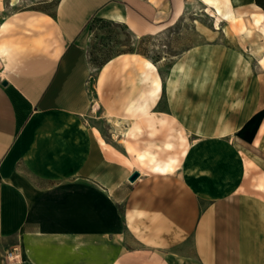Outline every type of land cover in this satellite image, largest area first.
Returning a JSON list of instances; mask_svg holds the SVG:
<instances>
[{
  "label": "crops",
  "instance_id": "0c3cea01",
  "mask_svg": "<svg viewBox=\"0 0 264 264\" xmlns=\"http://www.w3.org/2000/svg\"><path fill=\"white\" fill-rule=\"evenodd\" d=\"M233 1L220 0L214 29L191 14L204 41L226 33L216 28L221 22L239 25L240 16L264 25L254 0ZM189 2L56 0L50 9L37 4L0 16V264L13 245L21 264H264V194L243 183L249 159L237 142L242 132L252 137L247 130L197 128L179 160L161 156L169 144L155 156L141 151L137 137L145 122L164 135L167 127L157 123L173 119L166 97L175 85L161 67L123 52L89 80L94 17L135 37L154 36L184 20ZM7 3L0 0V13ZM204 44L174 65L179 81L207 58ZM235 57L227 63L233 69ZM255 61L264 74V50ZM209 80L208 69L194 78L200 87ZM260 85L256 100L264 103ZM97 107L114 141L93 125ZM238 115L237 122L245 118L243 105ZM134 170L140 174L131 182Z\"/></svg>",
  "mask_w": 264,
  "mask_h": 264
},
{
  "label": "rangeland",
  "instance_id": "374dc122",
  "mask_svg": "<svg viewBox=\"0 0 264 264\" xmlns=\"http://www.w3.org/2000/svg\"><path fill=\"white\" fill-rule=\"evenodd\" d=\"M10 1L12 5L7 3L3 6L4 8L2 7L1 17L37 4L50 9L56 0ZM201 1L204 3V0ZM201 1L190 0L186 8L187 17L177 23L172 30L154 36L135 37L130 34L125 25L110 19L91 21L87 30V53L92 68L89 80H92L96 69L92 62L94 58L102 61L121 52H137L149 57L161 67L167 85L169 81L175 85L171 93L167 90L166 97L171 104L174 116L171 122L166 119L157 123L158 126L161 125V128L167 127L164 135L150 132L153 126L151 122L142 124L141 133L137 137V142H140L142 147L141 151H150L158 156L157 153L161 152L159 150L163 145L165 147L169 144L171 149L166 152L163 150L164 154L162 153L161 156L166 155L167 158L172 157L174 160H179L190 140L191 133L197 128L203 129L207 134H214L219 129L228 128L233 133L236 129L247 130L251 138H242L243 132L238 140L239 136L232 137L236 138L249 159L243 183L248 189L264 194V190L256 188L264 186L261 184V180H264V103L256 100V96L260 93V83L264 82V74H258L260 68L255 61V56H260L264 50V25H248L247 17L240 16L237 18L240 24L236 27L222 22L217 25L221 27L219 28L221 32L222 29H226V36L222 33L213 38L209 36L210 40L204 41L193 25L191 14H195V17L199 16L200 23L212 29L215 28V24L210 17L213 11L206 6L207 11L205 12ZM239 11L241 15L245 12L250 13L248 9L241 8ZM246 24L247 29H245ZM201 43L208 45L207 58L195 60L189 77L179 81L180 73H172L175 71L174 65L187 59V49ZM234 57L236 63L232 64L235 66L233 69L227 63L229 59L234 60ZM224 61L226 64H223ZM219 63L221 67H218ZM247 63L250 69L245 68ZM205 69H208L210 80L201 87L197 86L194 78ZM89 91L91 94V88ZM167 99H165L166 102ZM166 102L162 107H166ZM242 105L246 108V116L237 122L236 118L239 116L238 112L242 110ZM92 116L93 125L98 127L105 139L114 141L116 138L109 132L104 118L100 117L98 107ZM245 120L247 121L246 128H240ZM185 125H188V128ZM186 130L189 132L188 136L185 133ZM126 137L129 140L134 138L132 134ZM126 137L122 141L126 140ZM141 158L143 159V156ZM147 165L142 164L141 167L145 169Z\"/></svg>",
  "mask_w": 264,
  "mask_h": 264
},
{
  "label": "built area",
  "instance_id": "2783aa9c",
  "mask_svg": "<svg viewBox=\"0 0 264 264\" xmlns=\"http://www.w3.org/2000/svg\"><path fill=\"white\" fill-rule=\"evenodd\" d=\"M4 264H21L19 248L13 245L3 255Z\"/></svg>",
  "mask_w": 264,
  "mask_h": 264
},
{
  "label": "trees",
  "instance_id": "16d2710c",
  "mask_svg": "<svg viewBox=\"0 0 264 264\" xmlns=\"http://www.w3.org/2000/svg\"><path fill=\"white\" fill-rule=\"evenodd\" d=\"M254 2H255V4L257 5V6H259V7H261L262 9H264V0H254ZM100 20V21H103L104 20V18H102V17H94L93 19H92V21L93 20ZM91 23V22H90ZM122 53V52H121ZM119 54V53H118ZM115 56V55H114ZM113 56H110V57H108V58H106V59H104V60H102V61H97L95 58L93 59V61L92 62H94V65L96 66V68H100L106 61H108L110 58H112Z\"/></svg>",
  "mask_w": 264,
  "mask_h": 264
},
{
  "label": "bare ground",
  "instance_id": "6f19581e",
  "mask_svg": "<svg viewBox=\"0 0 264 264\" xmlns=\"http://www.w3.org/2000/svg\"><path fill=\"white\" fill-rule=\"evenodd\" d=\"M231 2L232 3H234V1L233 0H231ZM220 3V0H204V4H206L207 6H214L213 7V13L215 14V16H217L218 18H219V16H218V13H220L221 11H220V9H219V7H218V4ZM208 8V7H207ZM212 8V7H211ZM260 18V15H257L256 17H255V21L256 22H259V19ZM216 28H221V27H219V26H217Z\"/></svg>",
  "mask_w": 264,
  "mask_h": 264
},
{
  "label": "water",
  "instance_id": "95a60500",
  "mask_svg": "<svg viewBox=\"0 0 264 264\" xmlns=\"http://www.w3.org/2000/svg\"><path fill=\"white\" fill-rule=\"evenodd\" d=\"M3 84L6 83V81L2 82ZM140 172L138 170H134L133 172H131V174L128 176V180L129 181H134L138 176H139Z\"/></svg>",
  "mask_w": 264,
  "mask_h": 264
}]
</instances>
